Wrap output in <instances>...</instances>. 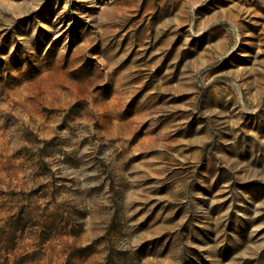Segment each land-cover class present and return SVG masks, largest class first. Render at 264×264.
Wrapping results in <instances>:
<instances>
[{
    "label": "rangeland",
    "instance_id": "1",
    "mask_svg": "<svg viewBox=\"0 0 264 264\" xmlns=\"http://www.w3.org/2000/svg\"><path fill=\"white\" fill-rule=\"evenodd\" d=\"M0 264H264V0H0Z\"/></svg>",
    "mask_w": 264,
    "mask_h": 264
}]
</instances>
